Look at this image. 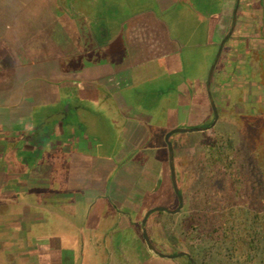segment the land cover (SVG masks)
<instances>
[{"label":"crops","instance_id":"crops-1","mask_svg":"<svg viewBox=\"0 0 264 264\" xmlns=\"http://www.w3.org/2000/svg\"><path fill=\"white\" fill-rule=\"evenodd\" d=\"M156 3L157 8L154 0H0V264H39L38 248L30 239L36 231L37 237H58L62 254L70 251L63 246L70 235L65 232L72 216L69 202L65 201L62 208L56 194L40 190L46 186L44 182H36V187L28 185L33 179L19 182V169L10 165L14 154L10 153L9 141L15 129L17 139H24L32 127L35 136L44 137L56 133L60 123L63 132L73 139L75 127L94 124L88 112L102 110L114 125L124 127L127 140L140 141L126 154L125 164L139 165L146 173H155L156 168L155 174L166 189L168 172L159 135L148 130L156 112L145 100H130V89L137 87V92L144 95L152 89L157 101H169L158 82L164 80L160 70L170 61L154 60L165 53V19L180 12L181 4L199 18L204 39L189 46L180 44V53L185 47L205 53L204 59L182 71V79L173 90L175 96H170L173 112L160 107L164 117L184 122L194 99L206 96L209 101L210 93L218 124L221 115H228L232 100L234 106L243 102L247 84L259 85L255 77L264 61V0H209L208 5L205 1L198 5V0ZM236 3L233 33L222 47L207 88L214 54L231 27ZM113 31L122 47L118 58L110 53ZM183 60L194 61L190 54L183 55ZM52 83L65 85L66 94L55 90ZM55 91L61 97L76 99L77 104L66 100L60 107ZM210 114L213 118V112ZM87 131L89 128L82 134ZM139 154L145 161L137 162ZM66 196L72 198L73 194ZM14 205L16 212L11 209ZM61 210H67V215Z\"/></svg>","mask_w":264,"mask_h":264},{"label":"trees","instance_id":"trees-1","mask_svg":"<svg viewBox=\"0 0 264 264\" xmlns=\"http://www.w3.org/2000/svg\"><path fill=\"white\" fill-rule=\"evenodd\" d=\"M262 64L263 69L255 78L264 89V61ZM55 92L60 98V107L66 100L72 105L77 104L76 99L61 97L59 91ZM55 92L53 97L56 96ZM88 113L94 118V124L75 127L73 131L76 136L73 139L63 132L62 127H59L60 123L56 133L44 137L35 136L36 132L32 127L29 135L24 139L21 136L17 139L15 129L9 141L10 153L14 154L10 165L19 169V182L26 183L28 179L44 182L46 186L40 188L41 191L56 194L55 198L62 204L69 202L71 213L78 217L81 232L76 231L64 240L63 246L67 250L71 239L76 246V251L69 249L67 252L90 260L94 257L93 264H111V256L118 253L112 250L121 252L127 245V235L128 243L133 247H141L140 243H144L140 222L146 210L151 207L146 203L147 193L149 190H159L161 181L152 184L149 177H141L138 184L143 191V201L139 211L119 209L115 204V200L120 198L116 194L114 179L125 164L126 154L132 146H139L140 141L127 140L128 134L124 135V127L114 125L106 118L104 111L90 110ZM241 117L247 122L250 134L256 133L264 125V111L242 114ZM87 128L90 131L82 134ZM204 150L203 156L206 159L199 163L203 167L197 172L198 187L195 185L193 192L202 194L203 203L197 211H193L176 225L180 236L222 243L228 241L235 248L257 247L260 235L264 236V135L259 149L244 139L238 143H230L229 140L228 143H218L214 137ZM197 158H200L198 154L194 156V162ZM136 160L141 162L145 158L139 154ZM205 172H209L208 179L204 177ZM67 194H73L72 198ZM172 194L177 201L173 191ZM64 207L63 204L62 208ZM159 215H165L168 219L174 215L155 212L146 221L150 242L160 252L149 229L151 218ZM36 235L37 231L30 235V239L38 248V263L63 264L65 253H61L59 238ZM179 252L175 251L172 255ZM101 258L104 263H99ZM133 259V264L140 260ZM170 261L191 264L184 256ZM127 264L131 263L127 261Z\"/></svg>","mask_w":264,"mask_h":264},{"label":"rangeland","instance_id":"rangeland-1","mask_svg":"<svg viewBox=\"0 0 264 264\" xmlns=\"http://www.w3.org/2000/svg\"><path fill=\"white\" fill-rule=\"evenodd\" d=\"M203 1H205L204 4L208 5L209 0ZM203 1L198 0V5L201 2L203 3ZM154 7L157 8L156 0H154ZM181 7L183 8L180 12L178 11L177 13L172 14L170 17L165 19L166 27L169 30L166 31V29V33L164 34L166 38L163 40L165 43V53L164 55L162 53L161 56H158L154 60L159 61L162 59H167L168 61H170L169 63L167 62V64H165L164 67H162V69L160 70V73L163 74L164 80H162V82H158L161 87H163L162 89L164 91H167L166 94L169 97V101H157V96L152 89L147 90L149 95L139 94V92H137V87H132V89H130V92H132V99L130 98V100L137 102H144L145 100L146 104L150 108H152V111L156 112V115H154L152 120L148 123V130H151L152 132H155L159 135V146L163 150L164 168H166L168 175L169 166L167 160V148L164 143L165 133H163V130L166 129V132H168L169 130L179 126H186L188 128H203L209 126L213 121V118L210 114L212 113L210 104L206 96H204L203 98L199 97L194 99V102L191 103L192 109L189 112V116H187L185 121L182 123L179 122V119H177L176 117H171L170 119H168L169 116L164 117V111L160 108L162 107L163 109H167L168 112H173L171 97L174 98L175 96V92L173 90L177 88V84L182 79V71L184 69L189 70L192 67V64L198 62L199 58H201V60L202 58L204 59L203 55L205 52L203 53L199 48L197 49L194 47H185L182 50V53H180V44L189 46L191 43L200 42L204 39V36L202 35L203 28H200L201 22H199V18H197V16L193 14V12H190L191 10L188 6L181 4ZM235 7L236 6H234V9ZM168 32H170L173 36L176 45H174L175 43H172L170 38H168ZM112 34L114 35V40H112L113 44H111L110 46V53L111 55L115 56V58H118L121 55L122 47L120 45V41H117L115 37L118 35L117 32L113 31ZM167 41L170 44L167 43ZM176 47L178 48V51H176ZM207 52L212 54V50H209ZM185 54H190L193 57L194 61L192 62L189 60V62L184 63L183 55ZM215 56L216 53L214 54V57ZM53 84L54 83H52V85ZM53 88L55 90H61L64 95L67 92V89L63 84H54ZM243 98V102L240 105L236 106L233 105L232 100V103H229L230 105H228V115L226 116V118L221 115V121L218 124L215 123L214 127L208 129L207 131L175 134L171 137L170 141L174 149V168L176 182L180 190V195L183 198V207L180 212L175 214L171 219H168L165 215H159L154 216L149 221L150 232L160 252L171 255L175 251L186 252L194 260L195 264H264V236L260 235V243L257 247H245V249L242 247L235 248V246H233V244L228 241L222 243L217 240L215 242V240L212 241L204 238L199 239L198 237H190L189 239L184 238L180 236L179 228L178 226H176L181 222V220L189 217L190 213H192L193 211H197L199 207L202 206V194L200 195V193L196 194L193 192H195L194 189L198 187V184H196L198 182L196 178L199 174H197V172L201 171L202 166L199 163L205 162L206 158L203 156L205 154L204 148L210 140H214L215 137L218 143H223V141H226L228 143V140L230 143H238L241 139H244L246 142L254 145V147L257 149L261 147V141L264 135V125L259 127V130L256 131V133L253 132V134H250V130L246 126L247 122L241 117V115H246L250 112L253 113L256 111H264V89L260 85H256L253 83L247 84L246 92ZM231 99L232 98L230 97L229 100ZM132 104L134 103L132 102ZM206 111L209 112V115L205 116ZM185 117H183V119ZM159 118L162 119V121H160ZM218 119L219 117L217 118V120ZM197 154L198 157L200 156V158H197V161L195 160L197 162L196 163L194 162V156H196ZM153 169L156 173V168ZM143 170V167L132 163L123 165V168L118 174V177H116L115 182L116 194L120 198L115 200V204L119 209L133 210L136 212L139 211L141 202L143 201V191L138 184V180L141 177H149V180L152 181V184H157L159 181H161L160 177L157 174L148 172L146 176V172H142ZM168 175L164 180L167 183L165 185L167 186L165 190L163 189L164 185L162 184V180L161 187L159 186V190H156V192H151L150 190L148 191V200L146 201V203L149 206L151 205L150 208L161 206L169 209H174L177 206V201L172 194L173 190L171 187L170 176ZM204 175L205 179H208L207 177H209V172ZM226 177L228 180V172ZM40 184L44 185V183ZM28 185H30V187H36L39 184L36 183V181H30ZM27 189L29 188L27 187ZM28 192L32 193L30 190H28ZM75 198L78 199L79 197L75 196ZM60 204L63 207V204L65 206L66 203ZM11 209L14 212L17 211L15 205L12 206ZM66 212L68 211L61 210L62 215H67ZM68 225L69 226L65 228L66 230L63 228L62 224L61 227L65 230V232L70 234L68 236L69 238L71 237V235L75 234L76 229L77 231H79V229L77 228L78 217L76 214H72L71 220ZM127 236L129 238V235ZM128 238L127 245L125 246V248H123V250H121V252H119V250L117 251V249L112 248L113 252L118 253L117 255L113 254L111 256V264H127V261L133 264V258L140 259L139 261L137 260L138 262L136 264H178L174 261L161 259L156 255H153L147 249L144 243H140L141 247L135 245L134 247L131 246L130 242L128 243ZM67 243L68 241L65 242V244ZM170 244H174L175 246L173 247ZM67 246L69 249L76 251V246L75 244H73L72 239ZM131 247L138 249L135 250ZM133 253H136V255ZM93 259L95 258L93 257ZM93 259H86L81 255L77 257V255L66 252L64 254L63 264H93ZM99 263H104V260L101 258V261H99Z\"/></svg>","mask_w":264,"mask_h":264},{"label":"water","instance_id":"water-1","mask_svg":"<svg viewBox=\"0 0 264 264\" xmlns=\"http://www.w3.org/2000/svg\"><path fill=\"white\" fill-rule=\"evenodd\" d=\"M237 7L238 5H236L234 11H233V17H232V23H231V27L229 29L228 34L223 38V40L221 41L217 54H216V58L215 61L213 63V65L210 67L209 73H208V77H207V88H209L210 86V81H211V76L215 67V64L220 56L222 47L225 43V41L230 37V35L232 34L233 30H234V26H235V22H236V12H237ZM208 97H209V101H210V105H211V109L213 112V121L212 123L207 126V127H193V128H188V127H177L174 128L170 131H168L165 135H164V143L166 145L167 148V156H168V166H169V176H170V181H171V187L172 190L176 196L177 199V206L174 209H169L166 207H161V206H156V207H152L149 208L143 215V218L140 222V228H141V234H142V238L144 240V243L147 247V249L153 254L156 255L157 257L161 258V259H168V260H172L176 257H187V259L189 260V262L191 264H195L194 260L190 257L189 254H187L186 252H179L175 255H171V254H164L162 252H159L158 250H156L154 248V246L152 245V243L150 242V239L148 237L147 231H146V221L148 219V217L155 212H164L170 215H174L180 212V210L183 207V198L179 193V189H178V185L176 182V175H175V168H174V149H173V145L170 141V138L174 135V134H182V133H193V132H204L207 131L208 129L214 127L218 115H217V111H216V107L214 105V102L211 98L210 93H208Z\"/></svg>","mask_w":264,"mask_h":264},{"label":"flooded vegetation","instance_id":"flooded-vegetation-1","mask_svg":"<svg viewBox=\"0 0 264 264\" xmlns=\"http://www.w3.org/2000/svg\"><path fill=\"white\" fill-rule=\"evenodd\" d=\"M236 5H237V3H236ZM236 5H235V6H236ZM234 27H235V26H234ZM229 29H230V28H229ZM228 32H229V30H228ZM232 33H233V32H232ZM227 34H228V33H227ZM230 36H231V35H230ZM225 42H226V41H225ZM216 111H217V110H216ZM170 139H171V138H170Z\"/></svg>","mask_w":264,"mask_h":264},{"label":"built area","instance_id":"built-area-1","mask_svg":"<svg viewBox=\"0 0 264 264\" xmlns=\"http://www.w3.org/2000/svg\"><path fill=\"white\" fill-rule=\"evenodd\" d=\"M152 41H153V40H152ZM152 41H151V42H152ZM153 45H154V43H153ZM154 46H155V45H154Z\"/></svg>","mask_w":264,"mask_h":264}]
</instances>
